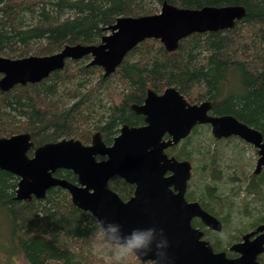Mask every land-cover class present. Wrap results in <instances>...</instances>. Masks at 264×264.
<instances>
[{
	"label": "trees",
	"instance_id": "obj_1",
	"mask_svg": "<svg viewBox=\"0 0 264 264\" xmlns=\"http://www.w3.org/2000/svg\"><path fill=\"white\" fill-rule=\"evenodd\" d=\"M163 3L187 9L240 5L245 15L232 28L187 36L173 52H167L156 39H145L109 76L104 77L100 67L89 65L87 56L67 60L63 69L38 83L0 91V137L28 133L36 147L63 138L87 144L99 132L107 143L123 124L142 122L131 106L143 103L147 89L162 93L174 87L189 103L209 101L214 114L232 115L260 131L264 139V0H0V56L48 55L65 45H98L118 17L155 14ZM188 137L180 149L175 145L166 153L191 163L186 199H195L192 201L213 216V210L223 212L215 217L231 241L244 231L232 225L236 199H225L216 191L214 181L224 173L216 153L207 151L192 160L185 150ZM235 174L224 175L237 184L234 197L243 192L251 200L264 199V168L259 174L254 170ZM54 175L75 180L68 170L58 169ZM193 182V191H189ZM16 183L14 175L0 170V210L9 219L11 230L7 254L19 253L30 264L138 261L134 254L117 260L94 217L75 207L65 190L52 187L42 199L16 201ZM109 187L122 200L133 192V186L119 177H113ZM263 221L264 216L258 217L249 227ZM192 224L202 225L195 219ZM210 238L218 251L219 238ZM258 261L264 264V251Z\"/></svg>",
	"mask_w": 264,
	"mask_h": 264
},
{
	"label": "water",
	"instance_id": "obj_2",
	"mask_svg": "<svg viewBox=\"0 0 264 264\" xmlns=\"http://www.w3.org/2000/svg\"><path fill=\"white\" fill-rule=\"evenodd\" d=\"M244 15L240 5L187 9L163 3L155 14L118 17L106 28L98 45H65L48 55L0 56V91L38 83L63 69L67 60L87 56L89 65L100 67L103 76H109L145 39H156L167 52H173L187 36L232 28ZM211 107L209 101L189 103L174 87L160 94L147 89L143 103L131 106L134 113L143 116L144 124H123L110 146L103 144L98 132L88 146L63 138L34 147L28 133L12 134L0 137V170L17 178L16 201L42 199L49 188L59 187L69 194L75 207L95 220L119 223L123 232L137 227L162 228L170 246L161 250L160 264H262L258 256L264 251V222L227 248L234 257L227 256L226 251L215 252L192 220L215 232H220L222 225L197 201L186 199L191 163L166 153L187 138L195 126L207 124L216 140L235 136L253 146L257 151L254 173L261 170L264 141L260 131L232 115H210ZM97 156L104 160L97 161ZM58 169L70 171L76 182L54 176ZM113 177L133 186L128 199L122 200L109 187ZM159 239L157 235L153 252ZM134 256L140 262L150 261Z\"/></svg>",
	"mask_w": 264,
	"mask_h": 264
},
{
	"label": "rangeland",
	"instance_id": "obj_3",
	"mask_svg": "<svg viewBox=\"0 0 264 264\" xmlns=\"http://www.w3.org/2000/svg\"><path fill=\"white\" fill-rule=\"evenodd\" d=\"M217 141L218 142H215L211 135L210 126L199 125L196 127L193 133H190L187 141H185V150L190 154L192 160L204 155L207 151L210 153H216L218 164L224 172L223 177L220 180L214 181L215 184H217L216 191L221 197H224L225 199H236L234 200L235 205L233 207L231 218L232 225H236L235 227H242L240 229H243L244 231L238 233V237L236 236L237 238H233L231 241L228 240L227 234L224 235L226 229H221L222 231L220 232L207 231V238L209 240H211V235H215L219 238L220 245L217 248L219 251L221 249H227L229 245L238 242L241 234L243 235L244 233L251 230V227H249L251 222H256L258 217L264 216V199L258 200L257 198L256 200H251V198L246 197L243 192H240L239 197H234L235 195H233V193L236 191L235 187H237V184L235 182L229 181L228 177H224V175L227 173L233 175L237 171H242L246 174L252 172L254 170L257 158L255 148L250 144L240 140L239 138H232L229 142L222 139ZM183 142L184 140L177 145L176 149H180L184 145ZM231 164H233V167H231ZM194 183L195 182H193L191 185L189 191H193ZM196 194L197 193L195 192L194 195ZM192 200L195 199L189 198V201ZM209 208L212 209L211 207ZM213 212L216 217L223 215V212H220L221 214H218L219 212H216L215 210H213ZM237 229L234 230L235 233H237L236 231L240 230ZM10 232L9 219L7 218L6 214L0 210V264H25L26 261L21 254H7L9 253L7 244L8 237H10ZM130 262L131 264H138V261ZM104 263L107 262L104 261Z\"/></svg>",
	"mask_w": 264,
	"mask_h": 264
},
{
	"label": "clouds",
	"instance_id": "obj_4",
	"mask_svg": "<svg viewBox=\"0 0 264 264\" xmlns=\"http://www.w3.org/2000/svg\"><path fill=\"white\" fill-rule=\"evenodd\" d=\"M96 223L104 240L112 245L117 260L134 254L140 258L148 257L150 264H160L161 250L170 246L164 230L156 226L137 227L129 232H123L122 226L117 222L97 218ZM157 235L160 239L156 241L153 252V242ZM150 253L153 255L150 256Z\"/></svg>",
	"mask_w": 264,
	"mask_h": 264
},
{
	"label": "flooded vegetation",
	"instance_id": "obj_5",
	"mask_svg": "<svg viewBox=\"0 0 264 264\" xmlns=\"http://www.w3.org/2000/svg\"><path fill=\"white\" fill-rule=\"evenodd\" d=\"M160 94V93H159ZM204 102V101H203ZM200 103V102H199ZM193 104V103H192ZM134 112V111H133ZM136 114V113H135ZM209 114L210 115H217V114H214L213 112H212V110L209 112ZM136 115H138V114H136ZM139 116H141L142 117V122L140 123V124H138V125H132V126H140V125H143L144 124V122H143V116L142 115H139ZM205 125H207V124H205ZM129 126V125H128ZM199 126V125H198ZM198 126H195V127H198ZM209 126V125H208ZM194 127V128H195ZM193 130V129H192ZM192 130H191V132H192ZM190 132V133H191ZM96 133V132H95ZM94 133V134H95ZM99 133V132H98ZM118 133H119V130H118ZM117 133V134H118ZM100 134V133H99ZM117 134L115 135V136H117ZM115 136H113L112 137V140L110 141V142H105L104 140H103V138H102V136H101V134H100V138H101V141L103 142V144H105L106 146H110L111 145V143H112V141H113V138L115 137ZM92 137V136H91ZM232 138H237V137H235V136H229V137H227V138H222V140H227V139H232ZM220 140V139H219ZM263 141H264V139H263ZM91 144V139H90V141H89V143H85V144H83V145H86V146H88V145H90ZM178 145V144H177ZM255 151H256V149H255ZM256 155H257V151H256ZM257 159V158H256ZM96 160L97 161H102V160H104V157H100V156H97L96 157ZM256 163V162H255ZM264 168V166L261 168V170ZM254 169H255V167H254ZM63 170V169H62ZM260 170V171H261ZM57 171V170H56ZM55 171V172H56ZM260 171L258 172V173H256V174H259L260 173ZM255 174V173H254ZM55 176V175H54ZM75 177V176H74ZM64 179V178H63ZM112 179V178H111ZM110 179V180H111ZM109 180V181H110ZM70 182V181H69ZM76 182V178H75V180H74V182H72V183H75ZM69 195V194H68ZM33 199V198H32ZM31 199V200H32ZM34 199H36V198H34ZM30 200V201H31ZM204 209V208H203ZM95 219V218H94ZM196 220V222L197 223H200L199 222V220H197V219H195ZM264 222V221H263ZM262 222V223H263ZM261 224V223H260ZM259 225V224H258ZM258 225H256V226H258ZM256 226H254L253 228H251V230L250 231H252ZM196 227H198L201 231H203V233H204V235H203V239H205V240H208V241H210V243H211V245H212V241L211 240H209L208 238H207V231H212V230H209V229H207L206 227H204L203 225H201V226H196ZM250 231H248V232H250ZM247 233V232H246ZM245 234V233H244ZM240 241V240H239ZM213 248V247H212ZM214 250V249H213ZM215 252H217L216 250H214ZM219 251H223V249H221V250H219ZM227 254H229L230 255V257H234L235 255L234 254H230L229 252L227 253ZM228 255V256H229Z\"/></svg>",
	"mask_w": 264,
	"mask_h": 264
}]
</instances>
